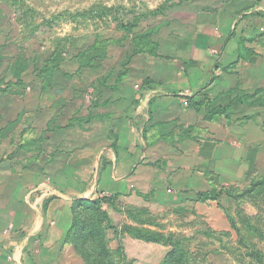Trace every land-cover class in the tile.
Instances as JSON below:
<instances>
[{"label": "rangeland", "instance_id": "374dc122", "mask_svg": "<svg viewBox=\"0 0 264 264\" xmlns=\"http://www.w3.org/2000/svg\"><path fill=\"white\" fill-rule=\"evenodd\" d=\"M103 198L114 264H264V0H0V264H110Z\"/></svg>", "mask_w": 264, "mask_h": 264}, {"label": "trees", "instance_id": "16d2710c", "mask_svg": "<svg viewBox=\"0 0 264 264\" xmlns=\"http://www.w3.org/2000/svg\"><path fill=\"white\" fill-rule=\"evenodd\" d=\"M53 66H54V68H59V64H54ZM47 72H50V69H47V68L44 69L41 73V77L45 78L48 75ZM49 77H52V72L50 73ZM189 103H190V105H193L194 107H196L197 111H200V108H199L200 105L199 106L194 105V103L191 99H189ZM257 187H258V183L252 184V186L250 188V192L256 191ZM227 195H229L230 197H233L232 193H230L229 191L227 192ZM207 196H208L207 194L203 195V197H207ZM146 198H148V197H145V199ZM104 201L108 202L107 198H103V200L98 199L95 201L83 200L82 202L77 204L73 208V216H74L73 227H72L68 237H70V238H72V236L76 237V240L77 241L79 240V243H80V241H84V243L86 245L89 242V244H91L93 246V248H90L91 249L90 251H95L94 252L95 257L97 258L98 263H102L103 261H107V263L114 264L112 261V255L106 249V246L104 243V241H105L104 240L105 239L104 234L106 231H104L103 235H101V231L97 230L96 227L90 228L88 222L83 220V223H80L77 219L78 211L82 210L81 213L84 212L85 210L100 211L101 206H102V202H104ZM231 227L235 231L237 230L236 224L231 223ZM131 234L136 239L145 241L147 243L164 245V246L167 245L169 247L171 246L172 250L167 254L164 264H184V263H186V261H187V258L185 257L186 253L184 251L183 243H181L180 241H178L176 243L172 242V244H170L168 237L166 235L158 234V233H155L152 231H136V232H131ZM222 235L228 236V237L231 236V234L229 232H225ZM74 248L85 259V254L81 250V248H79L78 243L74 242ZM87 259H88V256H87ZM89 264H91V263L89 262Z\"/></svg>", "mask_w": 264, "mask_h": 264}, {"label": "crops", "instance_id": "0c3cea01", "mask_svg": "<svg viewBox=\"0 0 264 264\" xmlns=\"http://www.w3.org/2000/svg\"><path fill=\"white\" fill-rule=\"evenodd\" d=\"M111 159H112V158H111ZM111 159H110V161H112ZM84 192H85V191H84ZM18 257L20 258L21 256H18Z\"/></svg>", "mask_w": 264, "mask_h": 264}]
</instances>
